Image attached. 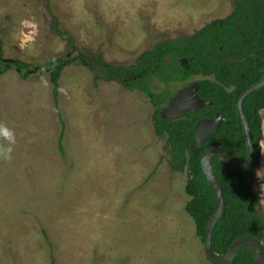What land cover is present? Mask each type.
I'll list each match as a JSON object with an SVG mask.
<instances>
[{"label":"rangeland","instance_id":"374dc122","mask_svg":"<svg viewBox=\"0 0 264 264\" xmlns=\"http://www.w3.org/2000/svg\"><path fill=\"white\" fill-rule=\"evenodd\" d=\"M233 6L234 0H0L5 59L32 68L75 59L57 86L63 128L48 72L21 78L8 67L0 73V125L15 140L0 136V152L12 149L10 159L0 155V264H51V258L54 264H215L184 210L187 172L171 170L149 97L95 81L81 60L132 64L157 43L225 18ZM200 9L204 15L183 17ZM202 78L163 83L153 77L149 87L172 97ZM259 114L256 194L264 184V108Z\"/></svg>","mask_w":264,"mask_h":264},{"label":"trees","instance_id":"16d2710c","mask_svg":"<svg viewBox=\"0 0 264 264\" xmlns=\"http://www.w3.org/2000/svg\"><path fill=\"white\" fill-rule=\"evenodd\" d=\"M52 22L55 32L62 35L54 15ZM263 31L264 0H234L233 9L225 18L206 23L184 39L157 43L142 52L132 64L112 65L100 59L81 60L82 65L94 73L95 81H115L125 89H137L149 97L154 107V133L165 138L170 153L171 170L187 172L189 167L192 168V177L189 178L187 173L184 186V191L189 197L184 210L193 220L195 234L202 242L205 240L208 219L217 207V200L203 173L200 158L206 148L219 146L238 164H243L246 160L247 149L236 112L238 94L235 92L240 94L248 85L262 78L261 72L264 68L256 65L255 59L257 57L262 61L264 58ZM1 34L0 30V73L8 67L15 69L21 78H27L36 71L48 72L52 84V102L63 128L64 123L57 104V86L65 67L75 59L53 58L35 68L19 59H5ZM181 60H186V67L180 64ZM192 75L205 77L199 80L201 86L197 93L211 104L201 107L197 112L187 110L180 118L162 117L160 111L171 95L167 91L152 92L149 80L155 77L163 83L183 82ZM242 107L250 125L254 148L253 161L247 171L237 173L221 160H212L213 169L222 187L225 206L222 217L214 226L211 248L215 253L222 254L237 237L251 235L259 239L264 255V221L256 209L259 202L251 188L255 170L261 159L262 120L259 110L264 108V86L251 92ZM216 111L228 122L221 124L219 130L208 137L206 146L192 154L190 145L195 143L194 124L201 118L213 117ZM62 136L61 131L58 142L60 151L63 150ZM249 203L254 208L251 211L248 210ZM51 264H54L52 258ZM226 264L256 262L250 249L242 246L234 255V259Z\"/></svg>","mask_w":264,"mask_h":264},{"label":"water","instance_id":"95a60500","mask_svg":"<svg viewBox=\"0 0 264 264\" xmlns=\"http://www.w3.org/2000/svg\"><path fill=\"white\" fill-rule=\"evenodd\" d=\"M264 86V74L263 77L255 83L248 85L239 95L236 102V112L239 116L243 135L245 139L247 157L243 164H238L232 156L221 149L219 146H212L206 148L200 158L201 168L207 179V181L212 186L216 200L217 207L212 215L209 217L206 230H205V240L203 242V252L204 255L216 264H226L230 263L234 259L236 252L242 247L247 246L253 254L256 264H264V255L261 249V243L258 238L251 235H242L234 239L229 245L228 249L222 253H215L211 248V239L214 230V226L218 219L222 217L224 213V199L222 194L221 184L216 176V173L212 166V160L217 159L214 157L215 154H219L225 161H222L229 165V167L237 173H243L247 171L250 167L253 156L254 148L251 142L250 125L249 121L243 111V101L245 98L253 91H256ZM200 87V83L197 81H192L185 84L177 92H175L172 97L168 100L165 107L160 111L162 117H169L172 119L180 118L184 116L187 110L197 112V110L205 105H210L211 102L197 94V90ZM220 112L216 111L213 118H201L196 121L193 126V133L195 137V143L190 145V152L194 154L197 149L206 146L207 139L209 136L216 133L222 123H227ZM188 177H192V168L189 167ZM250 180V178H248ZM251 203L248 204V210H253Z\"/></svg>","mask_w":264,"mask_h":264},{"label":"clouds","instance_id":"9594fccd","mask_svg":"<svg viewBox=\"0 0 264 264\" xmlns=\"http://www.w3.org/2000/svg\"><path fill=\"white\" fill-rule=\"evenodd\" d=\"M0 136H2L10 144L15 143L13 133L8 128L4 127L3 125H0ZM11 152H12L11 147H7V148H4L2 152H0V155H3L5 159H10L9 154ZM258 196H259V199L264 201V184L259 185Z\"/></svg>","mask_w":264,"mask_h":264},{"label":"flooded vegetation","instance_id":"af4514ba","mask_svg":"<svg viewBox=\"0 0 264 264\" xmlns=\"http://www.w3.org/2000/svg\"><path fill=\"white\" fill-rule=\"evenodd\" d=\"M263 34H264V31L262 32ZM256 65L258 64V65H261L262 66V68H264V58H263V60L262 61H260L257 57H256ZM259 71H260V69H258ZM262 73V75H261V77H263V74H264V71H262L261 72ZM251 77H253V76H251ZM197 82H199V81H197ZM189 83V82H188ZM200 83V82H199ZM187 84V83H186ZM200 86H201V84H200ZM200 88V87H199ZM198 91V90H197ZM198 94V93H197ZM235 94H238V97H239V93H238V91H236L235 92ZM199 95V94H198ZM237 100H238V98H237ZM237 102V101H236ZM244 102V101H243ZM200 109V108H199ZM198 109V110H199ZM197 110V111H198ZM215 114V113H214ZM223 116V115H222ZM214 117V116H213ZM213 117H211V118H213ZM224 117V116H223ZM204 118H207V117H204ZM228 121V120H227ZM223 124V123H222ZM217 159H219V158H217ZM219 160H221V159H219ZM222 161V160H221Z\"/></svg>","mask_w":264,"mask_h":264},{"label":"crops","instance_id":"0c3cea01","mask_svg":"<svg viewBox=\"0 0 264 264\" xmlns=\"http://www.w3.org/2000/svg\"><path fill=\"white\" fill-rule=\"evenodd\" d=\"M216 8V7H215ZM198 13L199 14H201V15H204L205 14V12H203L201 9H200V11H198V10H196L195 12H194V10H192V14H188V15H184L183 17H189V16H194V15H198ZM176 15H177V13H175ZM179 15H181V14H179ZM182 16V15H181ZM260 164V163H259ZM254 179V178H253ZM253 191V190H252ZM254 193V195L256 196V198H258L257 196H258V194H256L255 192H253ZM258 200V199H257ZM259 202V201H258ZM263 221H264V219H263ZM264 233V232H263Z\"/></svg>","mask_w":264,"mask_h":264},{"label":"bare ground","instance_id":"6f19581e","mask_svg":"<svg viewBox=\"0 0 264 264\" xmlns=\"http://www.w3.org/2000/svg\"><path fill=\"white\" fill-rule=\"evenodd\" d=\"M214 157H215V158H219V159H221L222 161H225V159L222 158L219 154H215Z\"/></svg>","mask_w":264,"mask_h":264}]
</instances>
